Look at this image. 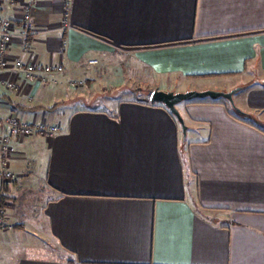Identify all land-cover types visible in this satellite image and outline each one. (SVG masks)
I'll use <instances>...</instances> for the list:
<instances>
[{"label":"crops","instance_id":"obj_1","mask_svg":"<svg viewBox=\"0 0 264 264\" xmlns=\"http://www.w3.org/2000/svg\"><path fill=\"white\" fill-rule=\"evenodd\" d=\"M21 14L0 0L14 35L0 117L61 131L12 142L0 247L22 248L13 264H264V0H37L26 50ZM16 60L63 72L31 84ZM236 87L240 112L224 99L177 105L184 138L148 101Z\"/></svg>","mask_w":264,"mask_h":264},{"label":"built area","instance_id":"obj_2","mask_svg":"<svg viewBox=\"0 0 264 264\" xmlns=\"http://www.w3.org/2000/svg\"><path fill=\"white\" fill-rule=\"evenodd\" d=\"M21 6V26L19 37L22 40L23 48L26 50L29 46L27 38L34 28L32 20L33 10L36 8L37 0H18ZM67 16V14H65ZM13 24L7 19H0V69L6 67V54L13 40ZM90 64L96 63L90 61ZM14 69L22 74L24 81L31 84H41L47 81L50 74H60L63 69L59 65L39 64L32 62L14 61ZM84 85L83 81L70 82L71 88H78ZM15 89L14 83L7 85ZM61 131L60 126L39 124L33 128L29 124L20 121L17 117H0V183H12L17 180V175L9 168V158L13 152L12 142L14 139L26 138L34 133H41L45 138H52ZM2 132V133H1ZM4 211L0 206V229L5 226Z\"/></svg>","mask_w":264,"mask_h":264},{"label":"water","instance_id":"obj_3","mask_svg":"<svg viewBox=\"0 0 264 264\" xmlns=\"http://www.w3.org/2000/svg\"><path fill=\"white\" fill-rule=\"evenodd\" d=\"M240 90V87H236L230 91H220V90H187L184 92H174V91H161L158 89H154L149 97L148 101L150 104H161L164 106L169 113H171L181 128V133L183 138L186 134V126L180 113L178 112L177 105L183 102H189L195 99H224L229 102V104L237 111L240 112L237 108H235L233 103V96L236 92Z\"/></svg>","mask_w":264,"mask_h":264},{"label":"rangeland","instance_id":"obj_4","mask_svg":"<svg viewBox=\"0 0 264 264\" xmlns=\"http://www.w3.org/2000/svg\"><path fill=\"white\" fill-rule=\"evenodd\" d=\"M130 67V65L128 63L123 62L121 65L116 66V70L119 71V73H124L125 74V79H126V86H129V84L127 83V80L130 82V85H132V87H136L139 86V80L137 79L136 74H132V72L130 70H128ZM131 73V74H130ZM131 75H134L131 76ZM143 91H138V92H124V96H131L129 97L130 99H133V97L138 96V95H144L145 90L144 87ZM86 88H82V86H80V88H77V92H81L82 90H85ZM72 91V90H71ZM75 91V90H74ZM162 91V90H161ZM147 92V91H146ZM117 94V93H116ZM123 95H119V96H123ZM108 98H100L99 100H97L95 103H98L97 106H99V108H107L108 106H110L109 104L111 103V95H107ZM94 103V104H95ZM30 213H32V211H30ZM2 234H4L2 231H0V237H2ZM4 239V238H2ZM5 240V239H4ZM16 246L20 245V242H18L17 244H15ZM22 254V248L20 247H15L14 245H12L11 243H7L4 242L3 246L0 247V264H13L14 260H16L17 256Z\"/></svg>","mask_w":264,"mask_h":264},{"label":"trees","instance_id":"obj_5","mask_svg":"<svg viewBox=\"0 0 264 264\" xmlns=\"http://www.w3.org/2000/svg\"><path fill=\"white\" fill-rule=\"evenodd\" d=\"M198 101H211V102H215V101H217V100H211V99H195V100H191V101H189L190 103L191 102H198ZM57 106H59V103H57V104H55V105H53V106H51L50 108H48L49 110H53V109H55Z\"/></svg>","mask_w":264,"mask_h":264}]
</instances>
